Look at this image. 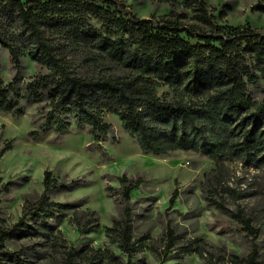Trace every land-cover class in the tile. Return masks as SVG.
<instances>
[{"label":"trees","instance_id":"obj_1","mask_svg":"<svg viewBox=\"0 0 264 264\" xmlns=\"http://www.w3.org/2000/svg\"><path fill=\"white\" fill-rule=\"evenodd\" d=\"M170 2L168 15L142 19L112 0H0V51L8 50L15 72L10 82L0 81V111L19 120L25 99L47 103L35 114L34 139L50 132L65 135L75 124L89 126L97 142L115 139L112 125L103 120L104 112L111 113L144 154L181 151L215 161L216 168L205 174L209 192L223 189L226 162L264 166V101L254 102L250 93L251 86L264 83V33L249 24H219L217 9L203 0H185L192 17L178 13L176 1ZM251 11L264 13V4L253 5ZM24 56L44 72L21 85ZM162 86L168 92L160 96ZM10 149H0V160ZM120 184L122 215L106 234L127 260L110 248L86 246L67 252L65 264L88 259L94 264H136L132 259L141 245L133 239L131 196L140 180L123 176ZM58 185L47 171L33 216L49 220L72 208L50 202L48 194ZM178 196L176 189L168 209ZM241 221L253 232L248 220ZM91 225L80 232L100 229L97 220ZM41 229L26 224L12 232L0 229V264H26L5 251L4 244L42 234ZM166 238L169 251L177 240L171 226Z\"/></svg>","mask_w":264,"mask_h":264},{"label":"rangeland","instance_id":"obj_2","mask_svg":"<svg viewBox=\"0 0 264 264\" xmlns=\"http://www.w3.org/2000/svg\"><path fill=\"white\" fill-rule=\"evenodd\" d=\"M112 1L142 19L165 16L171 11V0ZM175 1L178 13L192 17L185 0ZM203 1L217 9L219 24H249L264 33V13L251 11L253 5L264 4V0ZM223 11L225 16L220 15ZM22 64L21 85L44 72L29 56L22 58ZM14 74L10 54L2 48L0 81L8 83ZM166 92V86L158 90L160 96ZM250 93L254 102L262 103L264 83L251 86ZM46 104L25 99V113L19 120L0 111V149L11 145L0 160V229L12 232L24 228V224L42 227V234L7 240L5 251L18 254L26 264H65L67 252L86 246L103 251L110 248L127 260L106 234V228L122 215L120 178L127 176L140 180L131 196L133 239L141 245L132 259L134 263L264 264V166L226 162L228 174L223 189L209 192L210 188L205 189V174L216 168L215 161L181 151L166 156L144 154L122 128L119 118L108 112L103 113V120L112 125L114 140L110 137L97 142L89 126L78 128L75 124L65 135L50 132L34 139L31 133L36 130L35 114ZM47 171L59 183L48 194L50 202L72 208L43 220L33 215L44 194ZM176 189L177 202L168 209ZM242 218L250 222L253 232L245 228ZM94 220L100 224L98 231L80 232L92 226ZM168 226L177 236L169 251ZM72 264L94 263L88 259Z\"/></svg>","mask_w":264,"mask_h":264}]
</instances>
